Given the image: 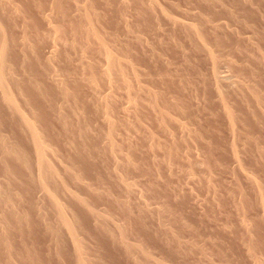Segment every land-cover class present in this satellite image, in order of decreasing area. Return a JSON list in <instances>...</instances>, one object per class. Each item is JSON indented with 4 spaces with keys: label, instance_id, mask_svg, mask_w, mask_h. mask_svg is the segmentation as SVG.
<instances>
[{
    "label": "rangeland",
    "instance_id": "rangeland-1",
    "mask_svg": "<svg viewBox=\"0 0 264 264\" xmlns=\"http://www.w3.org/2000/svg\"><path fill=\"white\" fill-rule=\"evenodd\" d=\"M0 264H264V0H0Z\"/></svg>",
    "mask_w": 264,
    "mask_h": 264
},
{
    "label": "bare ground",
    "instance_id": "bare-ground-1",
    "mask_svg": "<svg viewBox=\"0 0 264 264\" xmlns=\"http://www.w3.org/2000/svg\"><path fill=\"white\" fill-rule=\"evenodd\" d=\"M107 61L109 62V64H111L112 63L111 57H107ZM8 101L11 103V105L13 104V102L11 101L10 98H8ZM12 106L16 108L15 103ZM26 123L30 127V131H32V133H33V135L35 137L34 130H33V126L31 125V123L29 121H26ZM35 144H36L37 154L39 155V157H42V153H43L42 143L39 141L38 138H35ZM64 223H65L64 226L67 229L69 235L72 236L73 231H72L71 227L66 222H64Z\"/></svg>",
    "mask_w": 264,
    "mask_h": 264
}]
</instances>
